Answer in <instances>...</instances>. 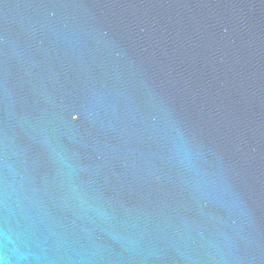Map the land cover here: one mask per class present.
Instances as JSON below:
<instances>
[{"label": "water", "instance_id": "95a60500", "mask_svg": "<svg viewBox=\"0 0 264 264\" xmlns=\"http://www.w3.org/2000/svg\"><path fill=\"white\" fill-rule=\"evenodd\" d=\"M0 264H264V0H0Z\"/></svg>", "mask_w": 264, "mask_h": 264}]
</instances>
